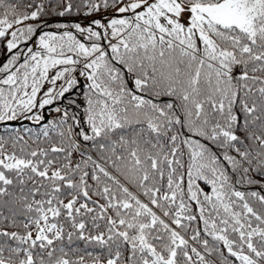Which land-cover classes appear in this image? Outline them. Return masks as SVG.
Returning <instances> with one entry per match:
<instances>
[{"label":"snow or ice","instance_id":"1","mask_svg":"<svg viewBox=\"0 0 264 264\" xmlns=\"http://www.w3.org/2000/svg\"><path fill=\"white\" fill-rule=\"evenodd\" d=\"M0 264H264V0H0Z\"/></svg>","mask_w":264,"mask_h":264}]
</instances>
